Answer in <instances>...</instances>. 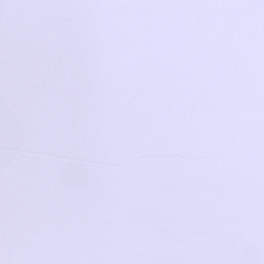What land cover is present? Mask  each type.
I'll use <instances>...</instances> for the list:
<instances>
[{
	"label": "snow or ice",
	"instance_id": "snow-or-ice-1",
	"mask_svg": "<svg viewBox=\"0 0 264 264\" xmlns=\"http://www.w3.org/2000/svg\"><path fill=\"white\" fill-rule=\"evenodd\" d=\"M0 264H264V0H0Z\"/></svg>",
	"mask_w": 264,
	"mask_h": 264
}]
</instances>
